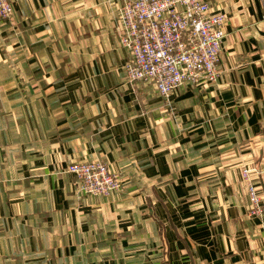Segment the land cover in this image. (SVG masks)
<instances>
[{
    "label": "crops",
    "instance_id": "obj_1",
    "mask_svg": "<svg viewBox=\"0 0 264 264\" xmlns=\"http://www.w3.org/2000/svg\"><path fill=\"white\" fill-rule=\"evenodd\" d=\"M206 1L225 14L216 81L160 96L125 78L121 0H10L0 264H263L264 0ZM90 159L121 189L79 192L65 167Z\"/></svg>",
    "mask_w": 264,
    "mask_h": 264
},
{
    "label": "built area",
    "instance_id": "obj_2",
    "mask_svg": "<svg viewBox=\"0 0 264 264\" xmlns=\"http://www.w3.org/2000/svg\"><path fill=\"white\" fill-rule=\"evenodd\" d=\"M11 12L10 0H0V23L9 21ZM224 18L206 0H121L118 41L129 53L122 67L126 80L150 82L160 96L182 82H215ZM65 170L74 175L81 193L108 195L121 189L117 173L99 159L70 162ZM252 170L243 167L241 179L250 196V213L257 214L261 203Z\"/></svg>",
    "mask_w": 264,
    "mask_h": 264
}]
</instances>
